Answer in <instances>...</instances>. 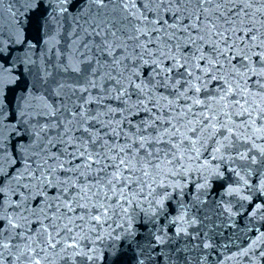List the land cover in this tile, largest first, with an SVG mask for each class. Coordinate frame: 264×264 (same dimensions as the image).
Segmentation results:
<instances>
[{"label": "snow or ice", "instance_id": "1", "mask_svg": "<svg viewBox=\"0 0 264 264\" xmlns=\"http://www.w3.org/2000/svg\"><path fill=\"white\" fill-rule=\"evenodd\" d=\"M21 2L27 6L22 13L26 16L42 0ZM67 3L57 0L58 15L67 12L63 6ZM86 3L104 12L112 5L113 12L121 13L120 27L112 30L107 17L98 19L100 11L86 20L80 40L90 38L83 43L87 55L67 68L83 74L81 65L90 66L87 84L79 87L85 93L97 87L94 77L110 65L109 72L100 79L113 83V87L105 90L102 85L101 91L123 107H106V111L93 116L86 105L103 103L104 96L89 94L79 111L67 109L70 119L34 130L33 150L22 155V163L6 155L0 145V264H48L52 255L59 257L60 264H95L99 259L96 242L106 234L110 236L109 222L117 217L130 218L134 209L144 212L145 203L152 215L157 209L162 211L170 194L155 199L156 189L172 187L182 192L186 184L179 178L187 180L193 172L203 179L197 191L205 188L212 177L223 176L220 165L213 168L212 161L245 162L248 176L253 171L261 176L255 190L264 196V0ZM53 19L49 14V20ZM93 50L99 55L94 56ZM94 60L95 66H91ZM112 71L117 75L113 76ZM2 84L0 76V88ZM67 86L75 95L76 86ZM56 94L61 93L57 90ZM133 95L137 99L130 103ZM181 100L186 103L181 105ZM44 107L48 111L43 115L55 116L58 111L47 104ZM196 108L200 111L194 113ZM142 112L145 118L133 124V118ZM125 123L128 131L123 128ZM96 124L100 128L93 131ZM60 127L63 131L56 144L51 138L45 143L41 133ZM103 129L107 131L101 135ZM57 146L58 151H53ZM209 149L210 159L201 163ZM18 163L20 168L16 169ZM5 165L14 171H6ZM209 168L212 171L204 178ZM229 171L239 177L240 183L229 185L222 195H235L251 204L253 197L243 194L252 190L249 179L236 168ZM170 179L176 182L166 183ZM225 213L226 218L218 222L206 217L207 231L201 243L193 247L227 250L240 238L237 233L251 231L248 225L240 228L235 220L238 213L230 203L224 205L220 216ZM185 216L186 212H181L174 218L179 222L177 237H188V228L201 223L196 218L186 220ZM247 216L249 224L258 217L264 227V203H255ZM229 229L234 231L227 242L217 244L216 238L223 241ZM255 232L257 235L246 247L224 256L218 264L236 258L259 264L264 258V231L256 228ZM199 238V232L192 235L193 240ZM155 239L157 244L165 243L163 236ZM256 249L260 250L258 257ZM176 251L187 253L189 249L185 245ZM210 254L199 257L197 264H208ZM184 260L193 264L195 258L185 255Z\"/></svg>", "mask_w": 264, "mask_h": 264}, {"label": "water", "instance_id": "2", "mask_svg": "<svg viewBox=\"0 0 264 264\" xmlns=\"http://www.w3.org/2000/svg\"><path fill=\"white\" fill-rule=\"evenodd\" d=\"M0 145H1V113H0Z\"/></svg>", "mask_w": 264, "mask_h": 264}]
</instances>
